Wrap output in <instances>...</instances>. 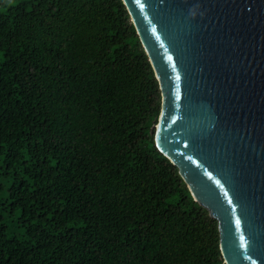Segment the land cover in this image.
Here are the masks:
<instances>
[{
    "label": "trees",
    "instance_id": "16d2710c",
    "mask_svg": "<svg viewBox=\"0 0 264 264\" xmlns=\"http://www.w3.org/2000/svg\"><path fill=\"white\" fill-rule=\"evenodd\" d=\"M160 105L122 0H0V264H224Z\"/></svg>",
    "mask_w": 264,
    "mask_h": 264
},
{
    "label": "water",
    "instance_id": "95a60500",
    "mask_svg": "<svg viewBox=\"0 0 264 264\" xmlns=\"http://www.w3.org/2000/svg\"><path fill=\"white\" fill-rule=\"evenodd\" d=\"M122 2L158 82L155 147L224 264H264V0Z\"/></svg>",
    "mask_w": 264,
    "mask_h": 264
},
{
    "label": "rangeland",
    "instance_id": "374dc122",
    "mask_svg": "<svg viewBox=\"0 0 264 264\" xmlns=\"http://www.w3.org/2000/svg\"><path fill=\"white\" fill-rule=\"evenodd\" d=\"M154 125H155V124L152 125V126H153V129H154Z\"/></svg>",
    "mask_w": 264,
    "mask_h": 264
}]
</instances>
